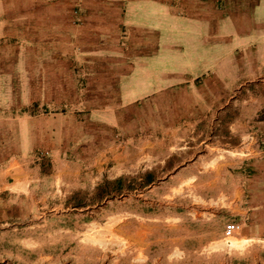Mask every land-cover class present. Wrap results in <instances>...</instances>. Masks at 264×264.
<instances>
[{
  "label": "crops",
  "instance_id": "0c3cea01",
  "mask_svg": "<svg viewBox=\"0 0 264 264\" xmlns=\"http://www.w3.org/2000/svg\"><path fill=\"white\" fill-rule=\"evenodd\" d=\"M184 23L190 32L181 31ZM13 24L17 51L21 42L24 53L15 59L16 71L31 62L24 82L38 90L48 85L42 99L33 93L28 101L63 122L28 124L33 137L0 160V264L4 210H14L11 199L47 177L37 172L45 157L40 149L54 168L73 143L84 152L102 149L105 129L115 137L127 132L128 148L141 147L144 158L156 154L157 142L179 148L191 140L193 150L208 142L216 154L208 183L215 218L224 215V226H261L264 0H0L3 38L14 35ZM39 55L42 61L33 59ZM15 101L24 106L20 116L35 117L22 99ZM238 136L239 144L229 141ZM182 149L159 162L179 168L187 163L178 158ZM221 152L230 157L221 161ZM251 258L264 264L263 253Z\"/></svg>",
  "mask_w": 264,
  "mask_h": 264
},
{
  "label": "rangeland",
  "instance_id": "374dc122",
  "mask_svg": "<svg viewBox=\"0 0 264 264\" xmlns=\"http://www.w3.org/2000/svg\"><path fill=\"white\" fill-rule=\"evenodd\" d=\"M155 16L162 26H169L163 17ZM10 27L14 35H0L3 161L7 154H16L22 138L33 137L28 124L43 128L63 122V116L48 115L42 105L35 108L28 101L33 93L42 99L48 85L41 84L38 90L24 82L31 62L16 71L15 59L24 53L21 42L17 51L14 24ZM181 31L190 32L189 23H184ZM36 54L33 52L29 60ZM37 57L44 59L42 55L33 59ZM78 86L84 87L81 83ZM15 99H22L29 114L35 116L29 122L19 115L23 105ZM127 134L115 137L105 129L103 148L92 146L86 153L73 143L54 168L45 150L40 149L45 157L37 172L47 176L42 186L12 198L16 201L14 210L3 212V264H262L251 257L264 254V221L258 227L240 223V231L225 238L227 218H215L212 212L214 196L208 183L216 154L208 142L199 150L190 148L191 140L179 148L157 142L156 154L144 158L141 147L128 148ZM229 141L239 144L240 138ZM180 149L185 153L178 158L187 163L179 168L173 169L178 164L159 162L168 152ZM228 153L221 152L220 160L228 159ZM58 172H63V179L55 176ZM156 174L165 178H147Z\"/></svg>",
  "mask_w": 264,
  "mask_h": 264
},
{
  "label": "built area",
  "instance_id": "2783aa9c",
  "mask_svg": "<svg viewBox=\"0 0 264 264\" xmlns=\"http://www.w3.org/2000/svg\"><path fill=\"white\" fill-rule=\"evenodd\" d=\"M241 229L240 223L237 222H229L224 226L223 234L225 238L233 237L237 234Z\"/></svg>",
  "mask_w": 264,
  "mask_h": 264
},
{
  "label": "trees",
  "instance_id": "16d2710c",
  "mask_svg": "<svg viewBox=\"0 0 264 264\" xmlns=\"http://www.w3.org/2000/svg\"><path fill=\"white\" fill-rule=\"evenodd\" d=\"M35 106H36V104H35ZM45 109H46V108H45ZM116 182H117V183H118V182H120V179H119V180H117Z\"/></svg>",
  "mask_w": 264,
  "mask_h": 264
}]
</instances>
